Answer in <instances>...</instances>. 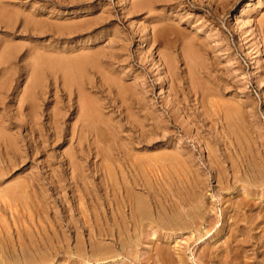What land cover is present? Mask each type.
<instances>
[{
    "label": "rangeland",
    "instance_id": "rangeland-1",
    "mask_svg": "<svg viewBox=\"0 0 264 264\" xmlns=\"http://www.w3.org/2000/svg\"><path fill=\"white\" fill-rule=\"evenodd\" d=\"M0 54L6 256L264 264V0H0Z\"/></svg>",
    "mask_w": 264,
    "mask_h": 264
},
{
    "label": "bare ground",
    "instance_id": "bare-ground-1",
    "mask_svg": "<svg viewBox=\"0 0 264 264\" xmlns=\"http://www.w3.org/2000/svg\"><path fill=\"white\" fill-rule=\"evenodd\" d=\"M4 6V5H3ZM1 55V54H0ZM1 60V59H0ZM84 61V60H83ZM75 62V61H74ZM79 62V61H78ZM78 66V65H76ZM77 68V67H75ZM78 69V68H77ZM76 69V70H77ZM67 70V69H65ZM72 70V69H71ZM79 70V69H78ZM77 73V72H76ZM64 78V77H63ZM67 87V86H66ZM95 105V104H94ZM81 107H83L81 105ZM80 107V108H81ZM93 112L92 109H86L85 113H83V117L85 116H88V118L91 117V113ZM143 156V155H142ZM140 156V157H142ZM146 156V155H145ZM153 157V156H152ZM134 158V157H133ZM102 160V159H101ZM161 161V160H160ZM158 162V161H157ZM152 163H155V162H152ZM109 164V163H108ZM179 164V163H178ZM146 165V164H145ZM164 165V164H163ZM142 166V165H141ZM181 166V165H180ZM186 166V165H185ZM184 166V168H185ZM149 167V166H148ZM147 168V167H146ZM152 169V167H151ZM183 170V169H182ZM1 174L3 173L2 171H0ZM4 174V173H3ZM2 174V175H3ZM159 174V173H158ZM1 177V176H0ZM2 182V181H1ZM3 186V185H2ZM13 186V185H12ZM22 188V190L24 189V187L20 186ZM16 188V187H15ZM14 186L12 188H8L5 190L4 192V195H1L2 198H7L8 200H12L11 198L14 196L16 192ZM2 189V188H1ZM19 189V188H18ZM136 191V190H135ZM138 192V191H137ZM137 192H127V198H128V201L129 204V209H130V213L129 215H133V214H136L138 215V221H140V224L142 221H146L147 220V217L149 216L150 214V211L149 209L146 208V205H145V198H144V195H141V193H137ZM27 193V192H26ZM1 194V193H0ZM148 196V195H147ZM124 199V198H123ZM7 201V200H6ZM3 202V201H1ZM149 202V201H148ZM193 203V202H192ZM181 204V203H180ZM123 205V204H122ZM16 206V205H15ZM180 206V205H179ZM183 206V205H182ZM152 207V206H151ZM192 208V207H191ZM41 209V208H40ZM118 210V209H117ZM170 210V209H169ZM123 212V211H122ZM184 212V211H183ZM10 213V212H9ZM118 213V212H116ZM175 213V212H174ZM121 215V214H120ZM126 215V214H125ZM162 216V214H160ZM169 215V214H168ZM1 216V215H0ZM81 216V215H80ZM174 216V215H173ZM178 216V215H177ZM198 216V215H197ZM114 217V216H113ZM130 217V216H129ZM167 217V216H166ZM126 218V217H125ZM163 218V217H162ZM171 218V217H170ZM180 218V219H179ZM188 218V217H187ZM123 219V218H121ZM135 219V218H134ZM164 219V218H163ZM172 219V218H171ZM194 219V218H192ZM116 220V219H115ZM126 220V219H125ZM132 220V219H131ZM137 220V219H136ZM165 220V219H164ZM185 218L183 217H176L175 219H173L172 221H175V222H171V226H174L176 228H179L182 230V228L184 227L185 225ZM188 220V219H187ZM148 221V220H147ZM155 221V220H154ZM2 222V221H1ZM133 222V221H132ZM156 222V221H155ZM149 223V222H148ZM159 223V222H158ZM157 223V224H158ZM23 224V223H22ZM118 224V223H117ZM136 224V223H135ZM139 224V226H140ZM167 224V223H166ZM124 225V223H123ZM132 225V224H131ZM134 225V224H133ZM189 225V224H188ZM119 226V225H118ZM143 226V224H142ZM186 227V226H185ZM122 229V228H120ZM136 229V228H135ZM142 229V228H141ZM185 229V228H183ZM187 229V228H186ZM124 230V229H123ZM128 230V229H127ZM191 230V228H190ZM187 231V230H186ZM121 231H119V235H121L120 233ZM135 232V231H134ZM141 233V232H140ZM126 234V233H125ZM129 234V233H128ZM127 234V236H128ZM116 235V234H115ZM137 235V234H136ZM112 236V235H111ZM117 236V235H116ZM124 236V235H123ZM138 236V235H137ZM119 239V237H117ZM123 238V237H122ZM128 238H130L128 236ZM134 238V237H133ZM125 240V239H124ZM100 241V240H99ZM124 242V241H123ZM122 241H120V245L121 246H124L125 243H123ZM20 243V242H19ZM95 243V242H94ZM97 244V243H96ZM19 245V244H18ZM93 247V245H92ZM2 248V247H1ZM28 248V247H27ZM4 249V248H3ZM29 249V248H28ZM8 251V250H7ZM16 251V250H15ZM30 251V250H29ZM27 250H24V248H21V253L20 255H15V256H6L1 250H0V264H37L36 261H35V258L33 257V255L31 254V252H29ZM10 252V251H9ZM7 253V252H6ZM84 255V254H83ZM95 257H99L102 256V261L104 260V263L103 264H115L116 262V259L115 258H118L119 254L115 251L114 247L113 246H100L97 248V250L95 251L94 253ZM106 255V257L104 256ZM208 255V254H207ZM80 256V255H79ZM85 256V255H84ZM86 257V256H85ZM42 259V258H41ZM88 259V258H87ZM110 259V261L112 262H105L106 260ZM40 261V260H39ZM85 261V260H84ZM96 261V260H95ZM101 263V262H100ZM39 264V263H38ZM43 264V263H42ZM117 264V263H116Z\"/></svg>",
    "mask_w": 264,
    "mask_h": 264
}]
</instances>
